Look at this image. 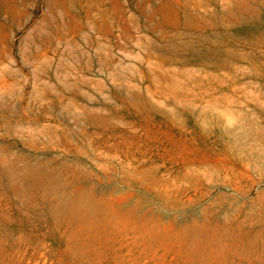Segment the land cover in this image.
Returning a JSON list of instances; mask_svg holds the SVG:
<instances>
[{
  "label": "rangeland",
  "instance_id": "obj_1",
  "mask_svg": "<svg viewBox=\"0 0 264 264\" xmlns=\"http://www.w3.org/2000/svg\"><path fill=\"white\" fill-rule=\"evenodd\" d=\"M0 264H264V0H0Z\"/></svg>",
  "mask_w": 264,
  "mask_h": 264
},
{
  "label": "bare ground",
  "instance_id": "obj_2",
  "mask_svg": "<svg viewBox=\"0 0 264 264\" xmlns=\"http://www.w3.org/2000/svg\"><path fill=\"white\" fill-rule=\"evenodd\" d=\"M29 171H30V170H29ZM85 220H86V219H85ZM89 221H90V220H89ZM92 221H93V220H92ZM87 223H88V220H87ZM90 223H91V221H90ZM92 226H93V225H92ZM205 242H206V241H205ZM210 243H211V242H210ZM213 243H214V241H213ZM221 244H222V243H221ZM198 245L200 246V244H197V246H198ZM213 245H215V243H214ZM199 246H198V247H199ZM219 246H220V244H219ZM219 248H220V247H219ZM192 250H193V249H192ZM184 259H185V258H184Z\"/></svg>",
  "mask_w": 264,
  "mask_h": 264
}]
</instances>
